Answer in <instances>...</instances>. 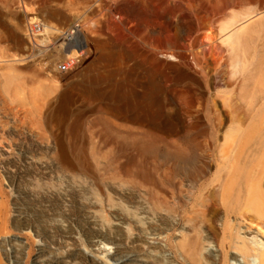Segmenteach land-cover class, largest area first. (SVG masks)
<instances>
[{"label": "rangeland", "instance_id": "rangeland-1", "mask_svg": "<svg viewBox=\"0 0 264 264\" xmlns=\"http://www.w3.org/2000/svg\"><path fill=\"white\" fill-rule=\"evenodd\" d=\"M65 1L75 17L53 23L69 27L82 21L90 39L88 58L73 72L48 74L43 64L53 47H31L24 28L30 50L21 49L0 25V264H205L187 258L179 249L182 240L201 230L200 223L190 226L199 219L200 206L186 205L193 180L182 170L172 175V181L184 189L185 204L177 209L176 199H170L171 219L175 220L177 210L182 220L179 226L164 225L165 207H158L157 200L147 201L151 162L147 163V153L133 147V136L141 137L146 130L161 152L167 140L182 142L195 136L191 127L196 113L212 132L220 109L228 117L229 129L236 127L231 120L237 106L246 109L248 105L254 111L263 106L264 93L257 100L240 99V86L251 75L248 67L230 69L223 59L199 65L196 54L206 32L212 34V42L216 39L221 44L218 29L227 30L235 16L241 19L242 14L246 13L245 18L263 11L264 0ZM6 2L0 0V14ZM126 2L133 8L130 15L117 8ZM13 8L26 16L27 25L34 17L45 20L41 9L29 0H13ZM182 9L197 23L191 35ZM230 12L235 16L228 17ZM10 21L13 26L14 20ZM220 22L227 24L219 27ZM92 40L133 54L125 64L113 63L95 50ZM61 43L56 40L55 46ZM148 50L155 51V58ZM183 50L193 73L207 83L209 99H199L191 82L177 80L178 65L184 64L175 58ZM165 61L171 64L163 65ZM20 62L29 68L17 69ZM94 63H98L96 70L91 68ZM111 71L116 73L113 78L108 76ZM255 92L261 97L256 87ZM215 95L221 96V102L213 101ZM119 106L123 109L118 110ZM170 110L182 116L185 127L176 131L163 125L172 118L167 115ZM251 116L258 120L252 112ZM251 116L229 132L228 141L264 132V126L253 128ZM135 117L149 126L133 123ZM157 121L162 123L158 126ZM156 161L163 162L161 155ZM215 171L216 167L211 168L202 181L212 179ZM241 221L244 229L252 226L249 220ZM257 230L254 226L245 236L256 235L263 242L264 234ZM203 248H213L211 256L221 254L212 240H206ZM230 259L241 264L238 257Z\"/></svg>", "mask_w": 264, "mask_h": 264}, {"label": "bare ground", "instance_id": "bare-ground-1", "mask_svg": "<svg viewBox=\"0 0 264 264\" xmlns=\"http://www.w3.org/2000/svg\"><path fill=\"white\" fill-rule=\"evenodd\" d=\"M29 2L34 3L35 7L41 9L43 17L48 22H67L75 17L65 5V0H29ZM5 5V12L0 14V25L5 28L4 30L7 29L11 40L17 46L27 51L30 50L27 44V38L22 32L27 25L26 16L14 10L13 0H7ZM117 8L126 15H130L133 9L128 2L119 5ZM94 12V9H90V13ZM181 14L184 18L183 20H186L188 23L187 27H189L188 32L190 35L195 33L198 28L196 21L186 10L182 9ZM237 14L241 15L240 13ZM245 14L242 15L244 16ZM233 15L235 16L232 12L228 17L232 18ZM248 15L251 16H245V18L242 16L243 18L241 17V19H237L236 17L238 16L233 17L234 21L236 19L235 22H232L233 19L232 21L228 19L230 21L228 24L231 23L229 27L227 23L226 25L224 24L225 22H220L221 24L219 27H222V25L224 27L226 25L225 28L227 29L224 30L223 28L222 34V30L218 29L221 31L218 35H221L219 40L224 41H222L221 44L216 43V39L212 42V34L209 33L212 38L210 39V36H208L206 32L207 36L204 35L203 37L205 38H202L204 40H199L197 43V48L199 47V51H197L199 53L196 54L197 63H199V65L207 63L208 61L216 63L219 59H223L230 69L231 67H241L244 69L243 71H245V68L247 69L248 67L251 75L240 86V99L245 102L246 100L252 101V99L257 100L263 98L264 95V10L253 15L248 13ZM11 19L15 22L14 25L12 24L13 26H11ZM124 24L127 25L126 22H124ZM130 32L132 33V31ZM214 36L216 35L214 34ZM208 39H210L209 41L212 43H210ZM82 40L84 41V46L88 50V54H90V39L84 32ZM185 40H187V38H182V41ZM90 42H93L95 50L103 52V56L110 61L114 60L113 63L119 62L125 64L124 60L133 54L130 50L126 49H124V53L117 52L115 49L109 48L107 42L101 40H92ZM223 43L224 45H222ZM225 44L227 45L225 46ZM65 52L66 50L63 42L53 46L51 52L48 53L47 62L43 64L45 70L49 72L48 74L51 73L50 75L53 77L59 76L56 72L57 69H55V64L61 58H65V56H63ZM148 55L151 58H155V51L148 50ZM171 57L168 55V59H172ZM178 57L179 59H175L182 62L184 65H178L177 80L191 82L194 85L193 88H195L199 99H209L207 83H205L200 76L193 73V68L189 64V56L186 50L180 52ZM20 63L19 65L16 64L17 69L29 68L27 64ZM170 64L171 63L167 61L163 62V65ZM91 68L96 70V68H98V63H94ZM234 68L232 69L234 70ZM115 74V71H111L108 76L109 78H113ZM123 74L126 73L122 72L121 75ZM209 81L210 80H208V82ZM255 87L258 89V92L261 93V97H259L256 92L254 93ZM90 92H94V89H90ZM220 97L219 95H215L213 101L221 102ZM262 103L263 106L260 105L261 108L256 111H254V107L252 108L248 105L246 109L237 106L235 108L236 113L231 120L232 124L238 127L241 120L249 119L252 112L253 115L258 118V120H255L251 116L252 122L255 124L253 128H259V130L263 129L264 98ZM48 107L51 109L50 104ZM117 109L122 110L123 108L119 106ZM58 110H62V105ZM176 112L172 110L167 112V115L172 116V118L164 122L163 125L178 131L185 127V122L181 115H174ZM55 115L57 116V114ZM215 115V123L211 127L212 132H209L203 118L199 113H196V116H194V123H192V127L190 126L191 130L194 129L196 131L195 136H188L182 142L167 140L165 141V147L163 146L165 149L161 152L154 142H150L153 136L150 139L151 136L146 130L143 131L141 137H137L136 135L133 136V147H136V149L139 147L142 153H147V163L149 164L151 162L150 173L152 178L150 182L146 183L147 201L151 204L153 200H157L158 207H165L166 210H164L167 211L168 214L163 218L164 225L171 227L179 226L181 224L182 215L179 211L175 210V220L171 219L167 204L170 199H176L177 209L179 206L185 204L183 198H181V194L184 192L183 187L172 181V175L174 173L181 170L185 171V177L193 180V192L191 197L186 201V205L191 204L200 206L199 219L197 222H194L193 219L190 226L194 227L196 223H200L197 224V226H200L201 230L195 234L188 235L186 239L179 243V249L183 254L191 260L202 261L205 264H211V262L213 264H238L237 262H232L230 259L231 257L240 258L238 262L241 264H264V241L260 242L258 239L259 237L256 235L253 236V238L245 236L246 233L252 232L251 230L254 226L257 227V231H260L262 235L264 234V132L253 136L241 134L238 137L236 136L235 139L232 138V141H228L229 132L232 129H236V127L233 128V126H230L228 129V117L223 113L222 109L217 111ZM173 116L177 118L174 119ZM133 123L140 124L143 127L149 126L146 121H141L136 117L133 119ZM157 123L158 121L154 124L159 126L162 122ZM226 147L228 148L226 149ZM160 155L163 158L161 164L156 161ZM213 167H216L214 177L210 180L202 181ZM172 207L174 208L175 204L172 205ZM239 220H249L252 226H245L244 229V225L240 223ZM219 221L221 222L220 224H218ZM206 240H212V242L216 243L221 254L211 256L209 252L212 251L213 248L209 251L203 248ZM260 240L262 239L260 238ZM182 259L184 258L182 257Z\"/></svg>", "mask_w": 264, "mask_h": 264}, {"label": "built area", "instance_id": "built-area-1", "mask_svg": "<svg viewBox=\"0 0 264 264\" xmlns=\"http://www.w3.org/2000/svg\"><path fill=\"white\" fill-rule=\"evenodd\" d=\"M83 28L82 21L63 27L34 17L26 27V36L30 46L35 49L52 48L56 40H62L67 54L62 61L56 63V69L60 73H70L77 70L88 58V50L82 40L85 32Z\"/></svg>", "mask_w": 264, "mask_h": 264}]
</instances>
